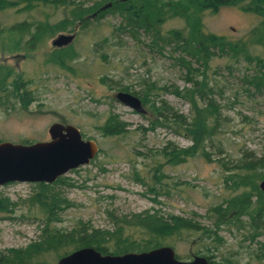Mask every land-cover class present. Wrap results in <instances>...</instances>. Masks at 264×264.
Here are the masks:
<instances>
[{
	"label": "rangeland",
	"instance_id": "obj_1",
	"mask_svg": "<svg viewBox=\"0 0 264 264\" xmlns=\"http://www.w3.org/2000/svg\"><path fill=\"white\" fill-rule=\"evenodd\" d=\"M80 1L90 6L100 0ZM63 17L62 10L40 6L25 13L7 9L0 11V27L43 18L54 23ZM119 22L117 15L105 14L99 21H91L84 31L71 28V32L45 36L34 51L25 54L3 52L5 40L0 39V65L19 75L32 97L25 110L18 106L0 109V142L47 141V129L53 123L71 125L84 139L95 141L96 156L87 165L62 176L73 185L62 189L72 205L59 214V221L53 224L57 229L67 231L83 222L109 233L120 229L124 236L139 238L140 231L125 226L124 221H129L132 215L154 212L161 217L192 219L209 228L210 220L214 223L216 218L208 219L207 210L237 192L223 184L226 173L216 162L208 163L193 156L176 165L165 164V159L157 154L167 142L178 148L187 147L189 142L163 127L149 130L151 116L146 103H142L144 114L138 115L115 101L113 95L120 87L144 94L149 83L178 89L185 86L184 71L175 64L169 49L165 48L160 55L124 35L115 34V38L113 30ZM200 22L203 32L236 41L246 39L259 18L235 7L221 6L215 13L202 11ZM182 24L180 19H171L160 29L161 32L179 29ZM58 34L74 35L71 43L57 48L75 55L72 60L66 59V68L50 59L57 53L50 43ZM249 54L261 55V51L249 48ZM211 68L213 72L209 71L208 79L216 82L218 93L214 100L220 106L222 124L214 137L223 151L217 158L234 161L241 152L258 156L264 150V96L242 83V77L251 74L252 68L241 60L228 58L213 59ZM157 95L156 98L188 116L185 100L168 93ZM109 114L117 115L127 124L124 133L101 134L99 128ZM208 151L214 153L215 149ZM259 182L255 181V185ZM32 185L0 186V197L14 204L6 212H0V252L23 248L39 234L42 216L25 201L34 191ZM245 234V230L223 226L216 230L220 243L209 241L201 233L185 232L163 241L171 245L182 261L202 256L208 247L214 262L227 259L238 264H260L253 253L258 246L256 242L264 245V235L251 242L244 239ZM45 260L48 264L56 263L52 254L46 255Z\"/></svg>",
	"mask_w": 264,
	"mask_h": 264
},
{
	"label": "trees",
	"instance_id": "obj_2",
	"mask_svg": "<svg viewBox=\"0 0 264 264\" xmlns=\"http://www.w3.org/2000/svg\"><path fill=\"white\" fill-rule=\"evenodd\" d=\"M101 3H110V6L100 10ZM39 6L62 10L64 17L54 23L43 18L36 22L23 21L7 28L0 27V39L5 40L3 52L30 53L45 36L71 32V28L84 31L91 21L97 22L105 14L117 15L120 22L113 30L115 38V34L124 35L160 55L167 48L174 55L171 58L175 64L184 71L185 86L182 89L156 87L149 83L143 94L129 91L128 88H118V91L134 95L141 103L147 104L151 116L148 120L149 130L163 127L189 142L184 148L167 142L158 152V157L164 158L167 165L182 163L193 156H199L208 163L216 162L226 173L223 184L237 193L207 210L208 219L216 218L214 223L210 220L209 228L192 219L173 215L161 217L156 212L132 215L129 221H124V225L142 234L139 238H133L131 235L124 236L120 229L109 233L83 222L67 231L55 228L53 224L59 221V214L72 205L62 194V189L73 185L62 176L51 184L35 183L32 185L34 191L25 201L28 207L36 208L42 216L39 234L36 240L23 248H9L0 252V264H48L45 260L48 254L54 255L57 261L85 247L110 255L171 247L163 240L182 232L201 233L209 241L220 243L216 230L223 226L245 230L243 237L251 242L264 235V194L255 185V181H264V150L258 156L241 152L234 161L217 158L223 154L219 141H214L222 125L220 106L214 100V95L218 93L216 82L208 79L213 59L241 60L252 68L251 74H244L242 83L264 96V0H100L90 6L80 0H0V11L15 9L17 13H25ZM221 6L235 7L241 12L255 15L259 23L246 39L236 41L203 32L201 12L209 10L215 13ZM176 18L182 21L181 28L161 32L163 23ZM249 48H259L261 55L251 56ZM62 49L56 48L54 51L57 53L50 59L60 68H66V59L72 60L75 55ZM26 86V82L14 74L11 68L0 65V109L5 111L15 106L27 109L32 97ZM160 93L185 100L189 107L188 116L179 113L163 99L156 98ZM126 128L127 124L119 120L117 115L109 114L99 130L104 136H117L124 133ZM211 148L215 149L214 153L208 151ZM212 156L216 159L213 160ZM13 205L7 198L0 197V212H6ZM256 244L258 246L253 258L264 264V245ZM204 251L202 257L210 264H238L227 259L211 261L213 257L210 249L207 247Z\"/></svg>",
	"mask_w": 264,
	"mask_h": 264
},
{
	"label": "water",
	"instance_id": "obj_3",
	"mask_svg": "<svg viewBox=\"0 0 264 264\" xmlns=\"http://www.w3.org/2000/svg\"><path fill=\"white\" fill-rule=\"evenodd\" d=\"M103 5L100 10L109 7ZM73 34H58L51 46L60 48L73 40ZM115 101L134 113L144 114L140 100L118 91ZM48 140L29 144L0 142V186L8 183L51 184L67 172L87 165L97 154L95 141L84 139L71 125L53 123L47 129ZM264 194V181L257 185ZM55 264H210L202 256L179 260L173 249L161 246L148 251L120 255L100 254L91 247L80 248L59 258Z\"/></svg>",
	"mask_w": 264,
	"mask_h": 264
},
{
	"label": "flooded vegetation",
	"instance_id": "obj_4",
	"mask_svg": "<svg viewBox=\"0 0 264 264\" xmlns=\"http://www.w3.org/2000/svg\"><path fill=\"white\" fill-rule=\"evenodd\" d=\"M141 105H142V103H141Z\"/></svg>",
	"mask_w": 264,
	"mask_h": 264
}]
</instances>
